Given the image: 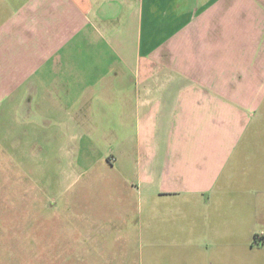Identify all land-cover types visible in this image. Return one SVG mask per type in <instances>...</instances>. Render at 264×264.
I'll return each mask as SVG.
<instances>
[{
	"label": "crops",
	"instance_id": "0c3cea01",
	"mask_svg": "<svg viewBox=\"0 0 264 264\" xmlns=\"http://www.w3.org/2000/svg\"><path fill=\"white\" fill-rule=\"evenodd\" d=\"M0 176V264H264V0H0Z\"/></svg>",
	"mask_w": 264,
	"mask_h": 264
},
{
	"label": "rangeland",
	"instance_id": "374dc122",
	"mask_svg": "<svg viewBox=\"0 0 264 264\" xmlns=\"http://www.w3.org/2000/svg\"><path fill=\"white\" fill-rule=\"evenodd\" d=\"M10 181H11V178L0 176V202L8 203L7 201H10L11 197L13 196V194L11 193L13 185L10 183ZM2 211H5V210H0V213ZM4 213L0 214V216H5Z\"/></svg>",
	"mask_w": 264,
	"mask_h": 264
},
{
	"label": "built area",
	"instance_id": "2783aa9c",
	"mask_svg": "<svg viewBox=\"0 0 264 264\" xmlns=\"http://www.w3.org/2000/svg\"><path fill=\"white\" fill-rule=\"evenodd\" d=\"M261 242V238H257Z\"/></svg>",
	"mask_w": 264,
	"mask_h": 264
}]
</instances>
